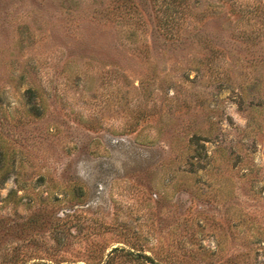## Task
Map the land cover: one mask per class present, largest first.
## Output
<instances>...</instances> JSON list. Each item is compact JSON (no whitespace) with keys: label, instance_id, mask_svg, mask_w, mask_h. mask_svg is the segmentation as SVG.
I'll return each mask as SVG.
<instances>
[{"label":"rangeland","instance_id":"rangeland-1","mask_svg":"<svg viewBox=\"0 0 264 264\" xmlns=\"http://www.w3.org/2000/svg\"><path fill=\"white\" fill-rule=\"evenodd\" d=\"M264 264V0H0V264Z\"/></svg>","mask_w":264,"mask_h":264},{"label":"trees","instance_id":"trees-1","mask_svg":"<svg viewBox=\"0 0 264 264\" xmlns=\"http://www.w3.org/2000/svg\"><path fill=\"white\" fill-rule=\"evenodd\" d=\"M33 264H39V263H33ZM104 264H107V262H105Z\"/></svg>","mask_w":264,"mask_h":264}]
</instances>
